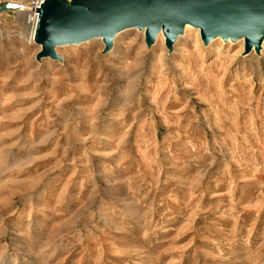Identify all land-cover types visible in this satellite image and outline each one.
Returning <instances> with one entry per match:
<instances>
[{"label": "rangeland", "instance_id": "obj_1", "mask_svg": "<svg viewBox=\"0 0 264 264\" xmlns=\"http://www.w3.org/2000/svg\"><path fill=\"white\" fill-rule=\"evenodd\" d=\"M18 3L0 11V264H264V44L192 30L200 51L168 52L131 28L40 57Z\"/></svg>", "mask_w": 264, "mask_h": 264}, {"label": "water", "instance_id": "obj_2", "mask_svg": "<svg viewBox=\"0 0 264 264\" xmlns=\"http://www.w3.org/2000/svg\"><path fill=\"white\" fill-rule=\"evenodd\" d=\"M86 4V9L84 8ZM45 0L39 13L38 55H53V47L103 36L106 47L113 34L126 26H146L145 41L153 40L159 21H163L165 44L169 45L182 23L200 28L203 40L220 33L223 38L245 35V50L257 48L264 34V0ZM11 4L0 7L10 8Z\"/></svg>", "mask_w": 264, "mask_h": 264}, {"label": "bare ground", "instance_id": "obj_3", "mask_svg": "<svg viewBox=\"0 0 264 264\" xmlns=\"http://www.w3.org/2000/svg\"><path fill=\"white\" fill-rule=\"evenodd\" d=\"M44 1L45 0H33L32 3H30V2H28V3H18V2H15V1L11 2V0L8 1L9 3H13V4H17L18 3V5H17V13H19V15L21 16V18L24 21L23 29H24L25 36L27 37L28 40H30L34 44H37L40 47V49H42V45L37 41V37H38L37 24H38V20H39V13L36 11V8H39ZM60 1H63L65 3V0H60ZM3 5H6V4H1L0 7L3 6ZM67 8L68 7L65 8L63 6V10H65ZM84 8L85 9L87 8L86 4H84ZM4 9H7V8H4ZM162 23H163V21L161 19L159 21L158 29H157L155 35L153 36V40L146 45L147 48H153V49L160 48V42L159 41L160 40H162V41L165 40V36L163 34L164 31H163V24ZM131 28H135L137 30V32L142 33V35H144L146 33V29H147V27L145 25L142 26V27H138L137 25L126 26V27H123V28L117 30L113 34L111 40H114V38L117 37L119 34H121L122 32H125L126 30H129ZM192 30L196 31L195 35L198 37L199 40L201 39L202 46H204V47L208 46L209 44H211V42L213 40H216L217 38H220L219 36H221L220 33H217V34L212 35V36L208 37L207 39L203 40L201 38V36H200V28L199 27L193 26V25H191L188 22H183L181 30L175 34L174 39L171 42V44L166 45L167 51L168 52H175V49L178 48V44H181V46H183L184 44H187V42L189 40L193 39L192 35H191ZM102 39H103V36H95V37H93L91 39L84 40V41H79L77 43L70 42V43L56 44L53 47V53H55V49L57 48V46H60V45L80 44V43H85V42H94V41H99V40L101 41ZM220 40L223 41L222 38ZM237 40H239L241 42V44L245 47V45H246L245 35H243V34L239 35L238 39H235L231 34H229L226 37V42H230L231 43V42H236ZM259 44H260V47L259 46L258 47L259 48H263L264 34L261 36ZM107 48H109V47H107ZM193 51L194 52L200 51V48L197 45L196 40H194ZM179 54H182L184 57H188V55H189L188 51L185 50L183 47H181V49L179 51ZM53 55H52V57H53ZM47 56H49V55H47Z\"/></svg>", "mask_w": 264, "mask_h": 264}, {"label": "built area", "instance_id": "obj_4", "mask_svg": "<svg viewBox=\"0 0 264 264\" xmlns=\"http://www.w3.org/2000/svg\"><path fill=\"white\" fill-rule=\"evenodd\" d=\"M9 0H0V5L1 4H8L9 2H8ZM10 4V3H9Z\"/></svg>", "mask_w": 264, "mask_h": 264}]
</instances>
